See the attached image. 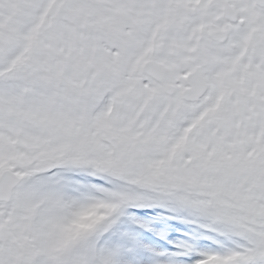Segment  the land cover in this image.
<instances>
[{
    "label": "snow or ice",
    "instance_id": "1",
    "mask_svg": "<svg viewBox=\"0 0 264 264\" xmlns=\"http://www.w3.org/2000/svg\"><path fill=\"white\" fill-rule=\"evenodd\" d=\"M0 264H264V0H0Z\"/></svg>",
    "mask_w": 264,
    "mask_h": 264
}]
</instances>
